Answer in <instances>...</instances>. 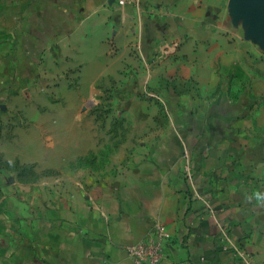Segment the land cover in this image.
Masks as SVG:
<instances>
[{"label": "crops", "instance_id": "crops-1", "mask_svg": "<svg viewBox=\"0 0 264 264\" xmlns=\"http://www.w3.org/2000/svg\"><path fill=\"white\" fill-rule=\"evenodd\" d=\"M35 19L49 80L50 48H150L156 73L176 87L180 124L134 171L90 182L77 171L41 173V190L7 207L0 264H133L126 249L155 227L165 237L159 264H246L233 248L264 264V203L254 196L264 193V42L234 19L231 0L124 9L114 0H0L7 35L22 26L34 37ZM55 115L42 110L37 129L61 131L47 119ZM53 142L41 149L68 147Z\"/></svg>", "mask_w": 264, "mask_h": 264}, {"label": "rangeland", "instance_id": "rangeland-1", "mask_svg": "<svg viewBox=\"0 0 264 264\" xmlns=\"http://www.w3.org/2000/svg\"><path fill=\"white\" fill-rule=\"evenodd\" d=\"M27 24L36 36L22 26L7 35L0 21V233L9 203L24 201L21 192L41 190V173L77 171L90 182L134 171L140 166L133 163L154 156L180 124L176 87L156 73L150 48H60V54L50 48L55 59L47 65L55 78L49 80L39 22ZM46 108L56 112L47 119L61 131L37 129ZM49 140L68 147L41 149Z\"/></svg>", "mask_w": 264, "mask_h": 264}, {"label": "built area", "instance_id": "built-area-1", "mask_svg": "<svg viewBox=\"0 0 264 264\" xmlns=\"http://www.w3.org/2000/svg\"><path fill=\"white\" fill-rule=\"evenodd\" d=\"M142 0H114L116 6L120 9L137 8ZM165 237L160 227H155L153 232L147 235L139 243L129 246L126 249L127 257L133 264H159L163 257V246ZM225 249L230 248L228 244ZM235 255H238L243 261L248 264V258L243 255L238 249L233 248Z\"/></svg>", "mask_w": 264, "mask_h": 264}, {"label": "water", "instance_id": "water-1", "mask_svg": "<svg viewBox=\"0 0 264 264\" xmlns=\"http://www.w3.org/2000/svg\"><path fill=\"white\" fill-rule=\"evenodd\" d=\"M234 19H243L248 34L264 42V0H231Z\"/></svg>", "mask_w": 264, "mask_h": 264}, {"label": "clouds", "instance_id": "clouds-1", "mask_svg": "<svg viewBox=\"0 0 264 264\" xmlns=\"http://www.w3.org/2000/svg\"><path fill=\"white\" fill-rule=\"evenodd\" d=\"M255 199L261 203H264V193L256 192L254 193ZM249 199H252V197H249Z\"/></svg>", "mask_w": 264, "mask_h": 264}]
</instances>
